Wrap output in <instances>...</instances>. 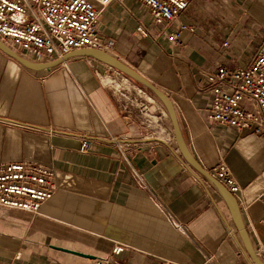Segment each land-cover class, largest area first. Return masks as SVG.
<instances>
[{
	"label": "crops",
	"instance_id": "obj_1",
	"mask_svg": "<svg viewBox=\"0 0 264 264\" xmlns=\"http://www.w3.org/2000/svg\"><path fill=\"white\" fill-rule=\"evenodd\" d=\"M180 20L195 26L181 44L167 38L177 21L157 25L141 0L113 1L98 25L115 41L110 53L166 93L180 141L164 102L85 55L89 47L35 61L4 42L36 67L0 48V165L52 166L57 189L37 214L0 206V264H264V139L210 122L200 93L219 64L233 69L253 57L264 41V0H193ZM142 104L162 115L161 127L147 126ZM221 162L238 196L211 174ZM117 244L125 248L113 255Z\"/></svg>",
	"mask_w": 264,
	"mask_h": 264
},
{
	"label": "built area",
	"instance_id": "obj_2",
	"mask_svg": "<svg viewBox=\"0 0 264 264\" xmlns=\"http://www.w3.org/2000/svg\"><path fill=\"white\" fill-rule=\"evenodd\" d=\"M113 1L116 0H0V39L35 61L54 55L63 56L84 47L112 52L115 41L104 40L98 25L102 11ZM141 1L149 7L157 25L167 26L177 21V26L167 33L170 42L181 44L185 31L195 32L193 24L180 20L193 0ZM138 31L148 34L143 25L138 27ZM229 44L228 40L222 43L223 47ZM103 78L121 97L129 98L114 78ZM136 88L148 100L153 99L143 88ZM200 93L206 100V118L210 122L249 131L264 139V41L249 62L233 69L219 64L208 75L206 86ZM141 107L149 119L147 126L152 129L161 127L162 115L149 112L147 104ZM155 137L162 139L158 135ZM172 138L174 135L169 134L167 140ZM90 145L91 139L84 138L81 149L87 150ZM210 172L238 196L241 185L226 163L215 165ZM56 189V170L52 166L35 160L10 161L0 165V206L37 214ZM124 248V245L117 244L112 254L119 255ZM94 264L120 263L111 257H99ZM157 264L177 263L172 259H162Z\"/></svg>",
	"mask_w": 264,
	"mask_h": 264
},
{
	"label": "water",
	"instance_id": "obj_3",
	"mask_svg": "<svg viewBox=\"0 0 264 264\" xmlns=\"http://www.w3.org/2000/svg\"><path fill=\"white\" fill-rule=\"evenodd\" d=\"M0 48L2 50L6 51L7 53H9L12 57L16 58L22 64H24L26 66H29V67H36L35 64H33V63L29 62L27 59L21 57L18 53L13 51L10 47H8L1 40H0ZM83 53L85 55H87V56L94 57V58L102 61L103 63L111 66L112 68H114L118 72L125 74L129 78L133 79L135 82H137V83L141 84L142 86H144L151 93H153L156 97L161 99L164 102V104L166 105L167 109L169 110V113H170V115L172 117V120L174 122L175 132H176L175 136H176L177 140H179V141L181 140L180 139V132H179V129H178V126H177V120H176L174 107L172 105V102L170 101V99L166 95V93H164L159 87H157L154 83H152L149 79H147L141 73H139L138 71H136L135 69L130 67L128 64H126L125 62H123L122 60H120L118 57H116L115 55L111 54L110 52H107V51H104V50H101V49L86 48ZM235 203L238 204V201L234 202L235 218H236V221L238 223V227L244 233V228H243V224H242V221H241L240 210H239V207L236 206ZM56 248L64 250V251H67V252H70V253H73V254L84 256V257H89V258H94L95 257L93 255H90V254H87V253H83V252H80V251H76V250L66 249V248H62V247H56ZM259 264H262V263H259Z\"/></svg>",
	"mask_w": 264,
	"mask_h": 264
},
{
	"label": "rangeland",
	"instance_id": "obj_4",
	"mask_svg": "<svg viewBox=\"0 0 264 264\" xmlns=\"http://www.w3.org/2000/svg\"><path fill=\"white\" fill-rule=\"evenodd\" d=\"M120 75H121V77H124V78L127 77V78L130 79L133 83H135V85H138L139 87L145 89V90L148 92V94H150V95L153 97L154 94H151V92H149V90H147L144 86H142L141 84L135 82L133 79L129 78L128 76H126V75L123 74V73H120ZM116 83H119V84H120V81L116 79ZM116 83H115V84H116Z\"/></svg>",
	"mask_w": 264,
	"mask_h": 264
},
{
	"label": "bare ground",
	"instance_id": "obj_5",
	"mask_svg": "<svg viewBox=\"0 0 264 264\" xmlns=\"http://www.w3.org/2000/svg\"><path fill=\"white\" fill-rule=\"evenodd\" d=\"M103 81H104V83H106V80L105 79Z\"/></svg>",
	"mask_w": 264,
	"mask_h": 264
}]
</instances>
